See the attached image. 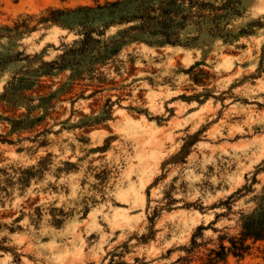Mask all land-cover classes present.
<instances>
[{"label":"rangeland","instance_id":"rangeland-1","mask_svg":"<svg viewBox=\"0 0 264 264\" xmlns=\"http://www.w3.org/2000/svg\"><path fill=\"white\" fill-rule=\"evenodd\" d=\"M93 2L0 0V264H179L199 227L197 247L245 238L213 264H264L243 235L264 208V0L176 44L124 24L83 52L74 31L21 26Z\"/></svg>","mask_w":264,"mask_h":264},{"label":"trees","instance_id":"trees-1","mask_svg":"<svg viewBox=\"0 0 264 264\" xmlns=\"http://www.w3.org/2000/svg\"><path fill=\"white\" fill-rule=\"evenodd\" d=\"M93 4L79 5L76 8L61 9L48 8L40 14H27L24 16L27 30L33 31L39 27L50 28L61 26L74 31L79 35L83 52L90 51L95 42H100V37L105 34V29L112 26L130 24L122 33L130 31L159 35L164 43L176 44L180 40V33L195 18L206 15V12L218 13L230 7L228 1L216 5L211 0H93ZM219 19V17H218ZM33 22V23H32ZM99 22L103 29L99 30L94 23ZM20 26V28H21ZM97 34L96 36L94 34ZM111 53V52H110ZM199 227L193 235L192 247H185L189 256L178 258L179 264H193L195 252L207 253L208 263L213 264L221 260L226 253L233 252L239 255L243 249L245 238L232 237L231 247L223 242L219 247H197L196 237L201 232ZM244 237L264 238V208L253 211L246 217L243 224ZM224 240V237H221ZM204 248V251H201Z\"/></svg>","mask_w":264,"mask_h":264}]
</instances>
